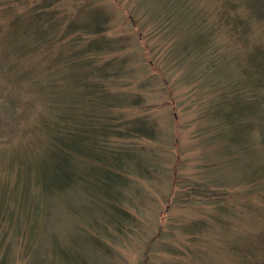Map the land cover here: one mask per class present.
I'll list each match as a JSON object with an SVG mask.
<instances>
[{
  "label": "rangeland",
  "instance_id": "obj_1",
  "mask_svg": "<svg viewBox=\"0 0 264 264\" xmlns=\"http://www.w3.org/2000/svg\"><path fill=\"white\" fill-rule=\"evenodd\" d=\"M65 3L70 16L78 14L75 17L78 19L88 16L77 11L70 1ZM96 3L106 7L111 15L110 36L120 38L136 59L138 77L143 79L146 74L150 77L148 89L134 87L148 108L134 112L128 109L130 115H147L159 131L157 139L145 145L148 151L145 154H149L147 164L158 169L151 179L133 174L134 182L125 201V207L137 217L139 225L132 232L117 233L111 226L106 229L101 211L94 213L99 225L93 224L92 214L85 209L86 193L82 189L70 190L61 197L42 199L37 213L24 210L13 223L4 226L0 231V264H264V177L252 172L264 163L263 153L254 147L257 136L254 133L249 136L250 155H242L240 162H226L213 172L205 169L204 165H216L220 158L215 143L209 137L193 140L198 126L188 121L191 118L193 121L196 114L182 111L189 104L185 102V94L196 77L201 78L200 89L211 87L213 78L208 76L205 60L200 64L173 62L175 95L182 104L175 111L161 89V82L153 76L156 72L145 69L138 53L143 48L140 39L146 38L155 64L170 71L171 62L166 56L171 53V46L165 44L166 38L176 37L180 41L198 33L211 35L216 44L214 49L228 65V76L237 79L247 48L264 50V21L251 16L246 0H99ZM165 20L169 24L163 26ZM236 23L240 27L235 28ZM19 31L17 27L8 35L0 33V41L6 35V41L0 45V191L7 179L14 182L7 163L18 164L17 159L39 152L33 144L39 135L34 127L39 115L46 112L43 93L33 83L41 69L29 71L18 67L15 73L22 78L15 80L2 68L10 53L4 55L3 50L8 45L9 51L16 47ZM133 51H136L134 55ZM26 71L30 77L26 78ZM11 99L15 100L13 106L9 103ZM123 112L126 118V108ZM177 119L183 124L178 131ZM177 142L182 153L178 161L183 164L174 170ZM201 188L228 191L229 202L219 214L224 220L222 224L213 222L216 205L204 204L200 202L204 196L195 195ZM190 198L197 201L189 203ZM203 220L208 227L200 230L198 222ZM194 229L196 236L191 234ZM86 233L99 239L86 240L83 238ZM97 241L104 246H96Z\"/></svg>",
  "mask_w": 264,
  "mask_h": 264
},
{
  "label": "trees",
  "instance_id": "obj_2",
  "mask_svg": "<svg viewBox=\"0 0 264 264\" xmlns=\"http://www.w3.org/2000/svg\"><path fill=\"white\" fill-rule=\"evenodd\" d=\"M67 1L88 16L81 19L75 18L78 14L70 16ZM97 1L0 0L3 7L0 33L8 35L15 28L20 29L16 47L9 51L8 45L5 52L3 50L4 55L10 53L2 68L15 80L22 78L15 73L18 67L29 71L30 68L41 69L33 83L43 93L46 106V112L39 115L34 127L39 135L33 144L39 152L17 159L18 164L7 163L8 174L14 177V182L7 179L0 191V231L24 210L37 213L42 199L61 197L67 191L77 189H82L88 197L85 209L92 214L93 224L99 225L94 213L101 211L106 229L111 226L117 233L132 232L139 225L137 217L125 207V201L134 182L133 174L151 179L158 169L147 164L149 154H145L148 152L145 145L155 141L159 131L157 124L147 115H130L128 109L134 112L146 106L142 94L135 91L148 89L150 77L147 74L143 79L138 77L136 59L120 38L110 36L111 15ZM246 3L251 16L264 21V0H246ZM230 16L231 12L229 20ZM137 24L136 21V27ZM162 24L169 23L165 20ZM236 26L240 27L238 23ZM241 27L245 28V24ZM235 35L239 36L238 33ZM5 37L0 45L6 41ZM237 38L242 41L240 36ZM145 39H140L143 43L138 52L140 63H145V69L156 72L153 76L156 75L161 82V89L173 103L175 111L182 104L175 95L176 80L171 71L176 66L173 62L200 64L205 60L208 76L213 78L211 87L205 91L200 89L201 78L196 77L185 94V102L189 104L182 110L196 114L193 121L192 118L188 121V124L198 126L193 140L209 137L215 143L220 158L216 165H204L205 169L213 172L226 162H240L242 155L249 156L248 143L252 133L258 138L255 150L264 155L262 48L248 47L239 78L231 79L228 65L214 49L216 44L211 35L198 33L180 41H176V37L166 38L165 44L171 46V53L166 56L171 62L170 71L155 64ZM125 48L126 57L123 56ZM29 71L25 73L26 78L30 77ZM16 85L20 86V83ZM14 102L11 99L10 106ZM177 120L178 131L183 124ZM202 120L207 123L202 124ZM179 148L177 142L174 170L183 164L178 161L182 159ZM155 154L158 155L156 151ZM252 172L264 177V163ZM197 191L199 193L195 195L204 196L205 202H200L216 205L217 215L213 222L222 224L224 220L219 214L229 202L228 191L211 188ZM195 201L190 198L189 203ZM198 224L200 230L208 227L206 220ZM191 234L196 236L195 229ZM83 238L99 239L89 233ZM94 244L104 246L98 241Z\"/></svg>",
  "mask_w": 264,
  "mask_h": 264
}]
</instances>
